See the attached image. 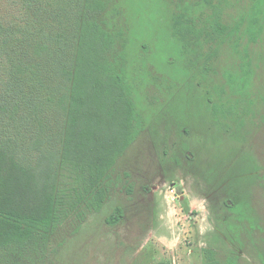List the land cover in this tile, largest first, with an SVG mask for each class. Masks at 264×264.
Masks as SVG:
<instances>
[{"label": "rangeland", "instance_id": "obj_1", "mask_svg": "<svg viewBox=\"0 0 264 264\" xmlns=\"http://www.w3.org/2000/svg\"><path fill=\"white\" fill-rule=\"evenodd\" d=\"M102 1L143 129L101 182L99 211L82 204L45 249L0 251V264H264V0ZM20 4L0 0V40L13 32L15 51L37 14L23 18ZM217 5L222 41L176 35L177 20ZM0 48V129L15 115L7 136L32 161L24 128L48 135L61 118L40 105L44 62Z\"/></svg>", "mask_w": 264, "mask_h": 264}, {"label": "trees", "instance_id": "obj_2", "mask_svg": "<svg viewBox=\"0 0 264 264\" xmlns=\"http://www.w3.org/2000/svg\"><path fill=\"white\" fill-rule=\"evenodd\" d=\"M105 8L102 0H21L23 18L37 10L21 50L15 51L13 32L0 40L9 48L3 49L5 56L44 62L48 91L40 105L61 118L59 130L48 135L41 127L39 133L24 128L32 161L7 136L15 115L8 114L7 134L0 129V251L5 254L45 249L82 204L99 211L106 198L101 182L143 129L125 69L111 56L115 38L98 18ZM222 22L217 5L207 18L177 20L175 33L181 39L222 41L229 31ZM35 111L31 118L38 121L42 111ZM121 216L115 209L107 224L116 225Z\"/></svg>", "mask_w": 264, "mask_h": 264}]
</instances>
